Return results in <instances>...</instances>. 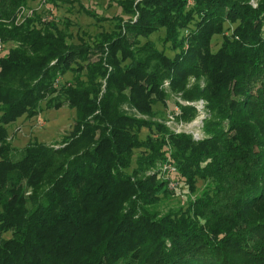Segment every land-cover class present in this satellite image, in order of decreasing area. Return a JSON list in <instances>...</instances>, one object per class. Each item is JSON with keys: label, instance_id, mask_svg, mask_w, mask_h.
<instances>
[{"label": "trees", "instance_id": "trees-1", "mask_svg": "<svg viewBox=\"0 0 264 264\" xmlns=\"http://www.w3.org/2000/svg\"><path fill=\"white\" fill-rule=\"evenodd\" d=\"M31 1L0 0V264H264V0H110L121 14L83 8L114 27L78 41ZM165 80L208 101L206 138L157 120ZM43 102L72 129L17 150L9 125ZM166 164L197 197L163 212Z\"/></svg>", "mask_w": 264, "mask_h": 264}, {"label": "rangeland", "instance_id": "rangeland-1", "mask_svg": "<svg viewBox=\"0 0 264 264\" xmlns=\"http://www.w3.org/2000/svg\"><path fill=\"white\" fill-rule=\"evenodd\" d=\"M259 2L260 0L249 1V3L254 7H257ZM30 6L33 9L37 8L38 10L42 12L45 11L46 13L49 10H53L54 14L61 19V26L64 24V16H69L73 22L70 30L75 36V41H78L77 33L80 31V26H82L84 30H88L89 34L95 36L97 33L101 32V30H110L115 25V22L110 20L98 21L94 16L88 15L84 8L94 14L97 13L98 17H104L107 15L112 16L122 13V9L118 7L115 2L112 3L110 0H69L68 2H61L59 8L54 6L52 7L51 4L45 0H33L31 1ZM49 16H51V13ZM163 35V31H159L153 34L151 38L161 49L165 48L169 54L174 55V52H172L169 47L164 45L162 40ZM142 40L145 41V39ZM222 40V36H215L212 41V48L217 50L220 47ZM96 58L97 57L95 56L94 59ZM72 76L73 73L68 72L67 74L60 76V80L65 81L72 78ZM187 82V88H192L196 83H200L202 88L206 86V82L203 77L198 80L196 76L192 75L188 77ZM57 84L58 83L56 82V86ZM163 87L167 88L169 91L170 98L166 108L162 105L157 106V108L163 110L157 117V120L164 123L173 132H176L175 130H184L186 132L183 133L190 135L193 139H195L193 137L195 134L193 133H196V135H198V139L195 140H202L206 138L208 134L206 133L205 127L210 114L208 101L203 97L195 100L186 99L183 96V92L171 89L169 80H165ZM43 106L44 109L37 116L32 118L21 117L15 123L9 125L8 128L10 136L12 138L13 145L17 150H22L29 143L37 140L50 145L59 144L61 143L63 136L68 134L72 129L76 117L75 109L70 108L67 105H64L59 109H49L45 106V102H43ZM185 107L194 108L195 113L193 117L189 119L182 117ZM143 132L145 134L148 131L144 129ZM172 178L176 179L177 184H175L174 187H170L168 184V188L172 192H170L161 205V210L163 212L169 209L185 206L189 202V197L193 200L197 197V193H192L187 184L182 182L180 179H177L175 176H172ZM204 184V181L201 180L197 183L198 193L204 187Z\"/></svg>", "mask_w": 264, "mask_h": 264}, {"label": "built area", "instance_id": "built-area-1", "mask_svg": "<svg viewBox=\"0 0 264 264\" xmlns=\"http://www.w3.org/2000/svg\"><path fill=\"white\" fill-rule=\"evenodd\" d=\"M24 11H26V12H28V13H26V14H31L32 13V11H33V9H25ZM20 18V17H19ZM49 18L50 19H52V16H49ZM3 50V44H2V42L0 41V52ZM180 126V125H179ZM176 132H178V133H183V132H186V131H184V130H175ZM188 133V132H187ZM193 134H195L193 137L195 138V139H198V135H196V133H193ZM163 171L166 173V178H167V180H168V184H169V186L170 187H174L175 186V184H177L176 182V179L174 180L173 178H172V176H174V173L176 172V168L174 167V166H172L171 164H166L164 167H163ZM170 179V180H169Z\"/></svg>", "mask_w": 264, "mask_h": 264}]
</instances>
